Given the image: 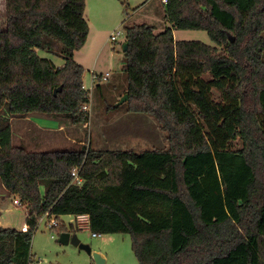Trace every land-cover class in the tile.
Returning a JSON list of instances; mask_svg holds the SVG:
<instances>
[{"label": "trees", "instance_id": "16d2710c", "mask_svg": "<svg viewBox=\"0 0 264 264\" xmlns=\"http://www.w3.org/2000/svg\"><path fill=\"white\" fill-rule=\"evenodd\" d=\"M164 7L163 31L126 27L123 94L128 111L156 119L168 146L32 151L13 144L15 117L33 109L90 120L75 60L89 34L86 0H5L0 180L27 204L30 231L0 227V264H31L41 217L56 216L60 235L80 230L61 220L78 214L99 235L129 233L140 264H264V0ZM176 30H205L214 44L178 40Z\"/></svg>", "mask_w": 264, "mask_h": 264}, {"label": "rangeland", "instance_id": "374dc122", "mask_svg": "<svg viewBox=\"0 0 264 264\" xmlns=\"http://www.w3.org/2000/svg\"><path fill=\"white\" fill-rule=\"evenodd\" d=\"M164 12L162 0H86L85 17L89 23V34L86 44L76 51V56L85 69L83 84L89 92V103L84 110L90 114L89 122L72 124L64 120L59 121L58 125L57 119L32 109L24 113V117L31 115L30 120L21 119L23 117L11 120L13 144L32 151L74 149L82 144L96 150L142 151L167 147V133L155 118L128 111L125 102L116 109H110L111 105L116 106L127 88L124 52L121 49L126 27L149 23L155 26L156 32H161L169 24ZM4 21L5 0H0V25ZM117 33H120L117 40L112 41L111 36ZM175 35L178 40H200L214 44L205 30H176ZM54 60L60 62L57 57ZM3 63L5 61L0 60V64ZM93 71L104 75L109 72L108 79L103 81V87L98 91L93 82ZM216 94L219 95V92L216 91ZM19 104H27L26 99H20ZM15 199L20 198L9 196L0 180V224L21 229L27 222V204L22 202L23 205H17ZM49 219L46 215L41 217L33 230L31 264H95L84 250L71 243L66 245L59 242L58 227L48 228ZM74 219L73 215L61 216L68 230ZM72 234H77L82 242L91 244L93 250L102 252L106 256L105 264H140L129 233L94 236L86 228Z\"/></svg>", "mask_w": 264, "mask_h": 264}, {"label": "built area", "instance_id": "2783aa9c", "mask_svg": "<svg viewBox=\"0 0 264 264\" xmlns=\"http://www.w3.org/2000/svg\"><path fill=\"white\" fill-rule=\"evenodd\" d=\"M165 3H167L168 0H162ZM120 33H117L116 35L113 34L111 36V39L112 41H116L117 40V36H119ZM93 73V82L94 84L96 85L97 84V81L99 80V78H102V81H106L108 79V75H109V72L106 73V75L104 74H99L95 71L92 72ZM83 88H85V86L83 85ZM86 108V106H84ZM73 176H74V182L77 183V184H82L83 182V179L80 177L79 173H78V170H74L73 171ZM14 203L17 204V205H23L22 204V201L20 199H15L14 200ZM59 220L56 218V216H52L50 219H49V222L47 223V227L52 229L54 228L55 226H59ZM73 223L79 228V229H86V228H89L90 229V219H89V215L88 214H78V215H75V219L73 220ZM21 230L23 232H28L30 231V227L27 223L23 224L22 227H21ZM93 235L94 236H97L99 234L97 233H94L93 232Z\"/></svg>", "mask_w": 264, "mask_h": 264}, {"label": "water", "instance_id": "95a60500", "mask_svg": "<svg viewBox=\"0 0 264 264\" xmlns=\"http://www.w3.org/2000/svg\"><path fill=\"white\" fill-rule=\"evenodd\" d=\"M121 49L123 52L128 50V43L126 41L122 42ZM128 97V94L122 96L116 106L126 102ZM59 242L66 245L71 243L79 249L84 250L89 256L92 257L95 264H105L106 262V256L102 252L93 250L91 244L82 242L77 234H72L71 232H62L59 235Z\"/></svg>", "mask_w": 264, "mask_h": 264}, {"label": "crops", "instance_id": "0c3cea01", "mask_svg": "<svg viewBox=\"0 0 264 264\" xmlns=\"http://www.w3.org/2000/svg\"><path fill=\"white\" fill-rule=\"evenodd\" d=\"M174 34H176V31L174 32ZM175 38L177 39L176 35H175ZM76 53H77V52H76ZM76 53H75V60L77 59ZM76 61L79 62L80 64H82L81 61H80L79 59H77ZM30 116H31V115L28 114L27 116H25V117H23V118H21V119H24V118H25V119H27V120H30V118H31ZM39 123H41V122H39ZM57 123H58V125H59V121H58ZM57 123H56V124H57ZM40 125L44 126L45 124H40ZM3 196H4V195H3ZM12 197H15V196H12ZM73 216H74V215H73ZM72 221H73V220H72ZM72 221H71V223H73ZM0 225H1V224H0ZM0 227H3V226L1 225Z\"/></svg>", "mask_w": 264, "mask_h": 264}]
</instances>
